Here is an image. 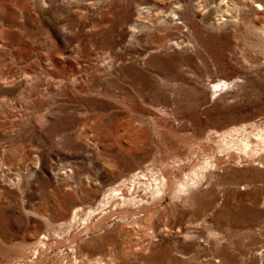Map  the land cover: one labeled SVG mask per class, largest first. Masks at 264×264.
<instances>
[{
  "label": "rangeland",
  "instance_id": "1",
  "mask_svg": "<svg viewBox=\"0 0 264 264\" xmlns=\"http://www.w3.org/2000/svg\"><path fill=\"white\" fill-rule=\"evenodd\" d=\"M228 1L0 0V264H264L221 136L264 127V0Z\"/></svg>",
  "mask_w": 264,
  "mask_h": 264
},
{
  "label": "bare ground",
  "instance_id": "2",
  "mask_svg": "<svg viewBox=\"0 0 264 264\" xmlns=\"http://www.w3.org/2000/svg\"><path fill=\"white\" fill-rule=\"evenodd\" d=\"M224 1L225 3L229 2L228 0H224ZM229 85H230V82H228V80L227 81L218 80L217 82L211 83L210 85L211 99L215 98L216 93L218 91H222L224 88H228ZM250 128H255V129H250ZM221 136L224 139H230V141L233 142L237 147H240V151H243L249 157H251L250 156L251 154L256 156V158H254L253 160H250L252 163H257V165L260 164L259 166L261 167L264 166V127L257 126L255 123L250 124V125H242L240 127L239 126L233 127L229 130H226L224 133L222 132ZM140 175H143V174L142 173L137 174V176H140ZM255 177L257 181L264 183V170L254 169V171H252V174L250 175V178H255ZM141 180H142L141 178H137L128 184H121L111 189L104 205L105 206L109 205V207H111V206H114L113 205L114 203L111 204L112 201L125 200L128 194H137V191H136L137 187L135 186V184L141 183L142 182ZM148 181H150L149 178H148ZM152 182H154V180L150 181L149 188L153 186ZM161 186H162V189L165 186L166 191L170 189L169 183L162 184ZM162 189L159 187V190H162ZM118 196H120L119 199H118ZM112 213H114V211H112ZM119 214H121L122 216H125L128 214V210L123 209L122 211L119 212ZM129 214H132V213L129 211ZM107 220L108 218H104L102 220L99 219L100 222H97V225H95V227L102 226L103 224H105ZM100 259L97 260L96 263L101 264Z\"/></svg>",
  "mask_w": 264,
  "mask_h": 264
}]
</instances>
